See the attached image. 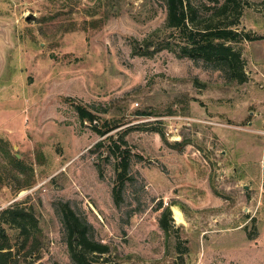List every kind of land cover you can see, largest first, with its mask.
I'll return each mask as SVG.
<instances>
[{
	"label": "rangeland",
	"instance_id": "374dc122",
	"mask_svg": "<svg viewBox=\"0 0 264 264\" xmlns=\"http://www.w3.org/2000/svg\"><path fill=\"white\" fill-rule=\"evenodd\" d=\"M186 1L203 28L236 15L220 14L223 0ZM238 9L233 28L264 37V0ZM185 38L168 24L166 0H0V222L10 264H76L64 205L109 246L88 254L96 264H264V40L228 43L245 61L240 82L183 55ZM78 105L97 128H115L100 134ZM15 209L38 230L10 223Z\"/></svg>",
	"mask_w": 264,
	"mask_h": 264
},
{
	"label": "trees",
	"instance_id": "16d2710c",
	"mask_svg": "<svg viewBox=\"0 0 264 264\" xmlns=\"http://www.w3.org/2000/svg\"><path fill=\"white\" fill-rule=\"evenodd\" d=\"M217 3L220 0H215ZM213 1V2H215ZM168 9V24L171 27L180 31L183 37L188 40V44L182 48V54L191 58H203L215 64V69L225 72L227 77L231 80L244 81L246 73L243 69L245 61L242 58L240 49H235L229 42H238L241 40H264L263 36L252 35L250 32L240 33L233 28V25L239 24V0H223L219 12L220 14H227L229 10L236 12L234 19L228 25H208L203 28L195 21L193 14L196 12L195 7L186 0H166ZM170 42L162 43L158 49L170 48ZM142 50L141 46H138ZM77 111L82 120H88L93 123L100 134L110 132L115 126H106L105 130L96 127V115L82 107L76 106ZM119 155V165L122 168L117 175L119 183L113 188V197L115 204L119 206L123 200L124 177L129 166L130 151ZM99 175L101 177V172ZM10 213V223L16 225L22 233H26L27 226H32L35 231L38 230V222L36 218L24 212L23 209H15L6 211ZM63 213L65 222L70 230L71 235V252L72 258L76 264H96L88 254H106L109 252V246L98 243L89 238L87 222L82 221L76 213L68 206H63ZM171 210L165 209L161 219V226L168 231L172 224ZM2 223L0 222V264H10L12 258V247L8 242V238L4 231L1 230ZM78 235L76 240L75 236ZM76 240V241H75ZM76 243V245H74Z\"/></svg>",
	"mask_w": 264,
	"mask_h": 264
}]
</instances>
